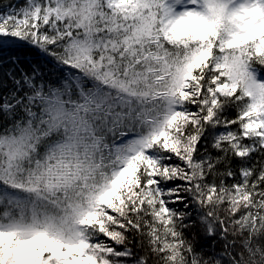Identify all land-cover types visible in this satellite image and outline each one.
Wrapping results in <instances>:
<instances>
[{"label": "snow or ice", "instance_id": "snow-or-ice-1", "mask_svg": "<svg viewBox=\"0 0 264 264\" xmlns=\"http://www.w3.org/2000/svg\"><path fill=\"white\" fill-rule=\"evenodd\" d=\"M0 264H264V0L6 5Z\"/></svg>", "mask_w": 264, "mask_h": 264}, {"label": "trees", "instance_id": "trees-1", "mask_svg": "<svg viewBox=\"0 0 264 264\" xmlns=\"http://www.w3.org/2000/svg\"><path fill=\"white\" fill-rule=\"evenodd\" d=\"M15 0H0V8L6 5H12Z\"/></svg>", "mask_w": 264, "mask_h": 264}, {"label": "rangeland", "instance_id": "rangeland-1", "mask_svg": "<svg viewBox=\"0 0 264 264\" xmlns=\"http://www.w3.org/2000/svg\"><path fill=\"white\" fill-rule=\"evenodd\" d=\"M21 2H22V0H16V2H15V4H14V5L18 6V5H19V3H21ZM3 10H4V8L0 9V11H3Z\"/></svg>", "mask_w": 264, "mask_h": 264}]
</instances>
